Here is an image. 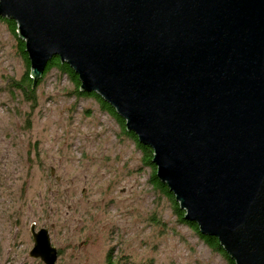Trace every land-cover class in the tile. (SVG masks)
I'll return each instance as SVG.
<instances>
[{
  "label": "water",
  "instance_id": "95a60500",
  "mask_svg": "<svg viewBox=\"0 0 264 264\" xmlns=\"http://www.w3.org/2000/svg\"><path fill=\"white\" fill-rule=\"evenodd\" d=\"M35 86L56 56L153 150L184 218L264 264V0H0ZM30 256L57 264L49 230Z\"/></svg>",
  "mask_w": 264,
  "mask_h": 264
},
{
  "label": "rangeland",
  "instance_id": "374dc122",
  "mask_svg": "<svg viewBox=\"0 0 264 264\" xmlns=\"http://www.w3.org/2000/svg\"><path fill=\"white\" fill-rule=\"evenodd\" d=\"M26 61L0 19V264L30 256L47 228L57 264H230L181 221L118 119L53 68L29 99Z\"/></svg>",
  "mask_w": 264,
  "mask_h": 264
},
{
  "label": "trees",
  "instance_id": "16d2710c",
  "mask_svg": "<svg viewBox=\"0 0 264 264\" xmlns=\"http://www.w3.org/2000/svg\"><path fill=\"white\" fill-rule=\"evenodd\" d=\"M0 19L6 21L10 25L11 31L13 32V34L18 39L19 49L21 51V54H22V56L24 57V59L26 61V67H27L26 72H25L23 78L20 81H15L14 82V87H16L18 89H21L24 92V94H25V96L27 98L33 99L36 96L35 95L36 94V90H37L39 84L41 83V80L44 78V76L46 74H48L53 68H57L62 73L67 74L70 77V79L72 80V82L74 83V85L76 87V92H77L78 95L87 96V97L90 96V97L96 98L98 100V102L101 104L102 109H104L105 111L109 112L111 115L115 116L118 119V121L121 123V125L124 127V129L126 130L125 120L116 112L115 108L111 104L106 102L96 92L88 93V92H83V91L80 90L81 82H80V79H79V75L75 72V70L67 62H61V59L58 56L54 57L48 63V66L46 68V71H45L44 75L41 77V79L38 81V83L35 86H33L34 80L31 78V63H30V59H29L28 53L26 51L25 42L21 38H19V36H18V33H17V29H18L17 22L15 20L8 19V18H3V17H0ZM127 134L129 136H131L133 139H135V141L137 142L138 146L143 150V152H144V161L146 162V164L148 166H150L154 170L153 171V175L151 177L152 184L157 189L161 190L164 194H166L171 199V201L173 202V206H174L175 212H176L177 215H179L181 221L184 222V223H187L188 225L193 227L198 232L200 237L213 250L222 253L230 264H235V261L228 255V253L220 245V242H219L217 237L203 235L200 232L199 227H198V225L195 222L188 221V220H186L184 218L185 211L182 210L179 207L178 202L175 200L174 194L169 190L168 186L165 183H163L162 181H160V179L157 177L156 165L152 162V157H153L152 148L149 147V146L142 145L139 142L138 137H137V135L134 132L127 131ZM106 262H107V264H126L127 261L125 262V260L123 261L121 258H118V257L114 258L113 254L110 251L109 254L107 255Z\"/></svg>",
  "mask_w": 264,
  "mask_h": 264
}]
</instances>
